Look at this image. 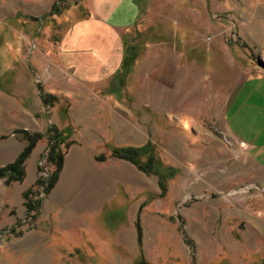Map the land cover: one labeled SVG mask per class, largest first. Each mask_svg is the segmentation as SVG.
Returning a JSON list of instances; mask_svg holds the SVG:
<instances>
[{"label": "rangeland", "instance_id": "rangeland-1", "mask_svg": "<svg viewBox=\"0 0 264 264\" xmlns=\"http://www.w3.org/2000/svg\"><path fill=\"white\" fill-rule=\"evenodd\" d=\"M87 2L0 0V168L26 147L23 129L43 135L25 180L0 178V264H138L140 249L150 264H264V0H150L130 56L95 89L59 64L60 39L80 16L71 10ZM51 125L70 133L65 157L72 141L111 171L100 210L77 204L89 183L56 199L59 180L48 194L35 184L54 171ZM148 142L151 173L112 156ZM29 189L40 200L32 211Z\"/></svg>", "mask_w": 264, "mask_h": 264}, {"label": "crops", "instance_id": "crops-1", "mask_svg": "<svg viewBox=\"0 0 264 264\" xmlns=\"http://www.w3.org/2000/svg\"><path fill=\"white\" fill-rule=\"evenodd\" d=\"M149 3L150 0H88L76 4L71 11L80 16L68 25L59 42V64L67 71L69 81L85 88L95 89L100 84L109 87L130 56L133 30L149 22ZM75 116L69 110L66 117L73 126ZM4 156L12 161L17 154L12 151ZM92 157L86 147L72 144L51 198L56 199L62 192L64 198L69 195L67 190L72 192L82 181L91 184L93 191L87 202L78 199V206L90 205L94 212L103 208L107 196L110 199L112 174Z\"/></svg>", "mask_w": 264, "mask_h": 264}, {"label": "trees", "instance_id": "trees-1", "mask_svg": "<svg viewBox=\"0 0 264 264\" xmlns=\"http://www.w3.org/2000/svg\"><path fill=\"white\" fill-rule=\"evenodd\" d=\"M57 3H54V5L52 6V8H54V6ZM42 98L43 101L46 105H51L53 103V100H55L54 96L51 94H46V93H42ZM51 128L49 129L52 130L54 129V131L58 130V127L56 125H51ZM24 135L27 138V145L24 148V150L19 154V156L17 157V159L10 163L7 164L3 167L0 168V178H4L6 181V184L10 185L13 182H22L25 180L26 175H27V171H26V160L29 158V156L31 155V153L33 152L34 148L36 147L37 142L42 138V134L40 133H35V134H30L27 130H24ZM57 134V131H56ZM68 134L70 133H66L64 130L59 131V133L56 135L60 136L59 140H57L58 138H51L54 139L55 141L51 144L50 149L48 150L47 154L44 155V157L46 158L48 164H50L51 166L54 167V171L52 172V174L50 175V178L48 180L46 179H42L39 178L38 181L35 183L38 186H42L45 185V194H48L56 185L57 181L59 180V176L61 173V170L63 168V164H64V158H65V152L61 151V144L63 145L66 141V136H68ZM62 136V137H61ZM66 145V151L68 150V148H70V146L72 145V141L65 144ZM153 148L151 147L150 143L148 142L147 144L143 145L142 147H134V146H122V147H115L112 151V156L115 158H119V159H125L128 161H131L132 163L136 164L138 166V168H140L141 170L145 171L146 173H151L153 169V163L157 162V160L155 161L156 155L154 153V150H152ZM43 157V158H44ZM143 157H146V160L143 161ZM105 157L103 155H99L97 156L98 160H103ZM157 159V158H156ZM169 171L173 172V169L170 167H166ZM165 168V169H166ZM157 175H159L157 173ZM166 177V175H165ZM167 178V177H166ZM165 178V179H166ZM163 181V182H162ZM162 180V178L160 179V183L162 186L163 191L165 192L167 190L166 187V181ZM36 193L34 191H32L31 189L27 190L24 192V196L25 197V205L27 207L28 211H32V210H36L39 207V203L40 200H33L31 198V196L35 195ZM135 227L137 230V242H138V246L140 248H142V244H143V234H142V224L140 222V218H137L135 221ZM143 255L142 249H140V258L138 261V264H150Z\"/></svg>", "mask_w": 264, "mask_h": 264}]
</instances>
